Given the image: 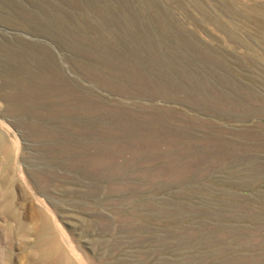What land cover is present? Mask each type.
Here are the masks:
<instances>
[{
  "label": "rangeland",
  "instance_id": "1",
  "mask_svg": "<svg viewBox=\"0 0 264 264\" xmlns=\"http://www.w3.org/2000/svg\"><path fill=\"white\" fill-rule=\"evenodd\" d=\"M0 136V264H264V0H0Z\"/></svg>",
  "mask_w": 264,
  "mask_h": 264
},
{
  "label": "bare ground",
  "instance_id": "2",
  "mask_svg": "<svg viewBox=\"0 0 264 264\" xmlns=\"http://www.w3.org/2000/svg\"><path fill=\"white\" fill-rule=\"evenodd\" d=\"M42 228H45V226L43 225ZM35 234L36 240L33 242V246L37 247V249H34V252L32 251V253L33 257L36 259V264H62L69 260L55 237H51L49 246H43L42 244L40 246L38 241L41 240V238H44V235L41 233V230Z\"/></svg>",
  "mask_w": 264,
  "mask_h": 264
}]
</instances>
